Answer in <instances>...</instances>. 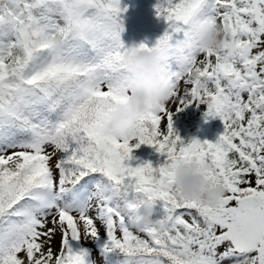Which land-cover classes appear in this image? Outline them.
<instances>
[{
    "label": "snow or ice",
    "instance_id": "snow-or-ice-1",
    "mask_svg": "<svg viewBox=\"0 0 264 264\" xmlns=\"http://www.w3.org/2000/svg\"><path fill=\"white\" fill-rule=\"evenodd\" d=\"M154 8L167 27L139 47L167 56L168 101L132 114L120 0H0V264H95L69 240L100 232L103 264H264V0ZM200 23L231 47L201 49ZM193 103L220 118L215 141L186 142L173 128ZM140 144L164 161L126 163ZM192 162L223 186L215 207L175 191L174 169ZM145 200L158 225L134 218Z\"/></svg>",
    "mask_w": 264,
    "mask_h": 264
},
{
    "label": "clouds",
    "instance_id": "clouds-1",
    "mask_svg": "<svg viewBox=\"0 0 264 264\" xmlns=\"http://www.w3.org/2000/svg\"><path fill=\"white\" fill-rule=\"evenodd\" d=\"M195 41L204 50H225L231 47V40L219 29L211 25L200 23L195 28ZM190 48L186 42L177 43V54L181 57L180 66H183V56ZM167 56L158 51H147L139 44H129L120 56V63L126 73L124 82L128 89L125 101L127 111L132 114L157 112L168 101L169 88L164 76L167 74L161 69V62ZM206 166L192 162L179 165L174 169V187L177 194L184 200L202 203L205 206L215 207L225 195L223 186L219 183H210L206 179ZM139 224L158 225L155 218V208L148 201H142L135 214Z\"/></svg>",
    "mask_w": 264,
    "mask_h": 264
},
{
    "label": "trees",
    "instance_id": "trees-1",
    "mask_svg": "<svg viewBox=\"0 0 264 264\" xmlns=\"http://www.w3.org/2000/svg\"><path fill=\"white\" fill-rule=\"evenodd\" d=\"M156 3L157 0H120V7L124 9L120 13L123 24L120 38L125 46L141 42L151 46L165 30L166 22L155 14ZM143 14L150 16L151 21L146 25H139L137 17ZM205 111L206 105L193 103L174 113L173 128L186 142L193 137L201 141H215L217 136L222 133L223 124L219 117H215L212 123L203 122ZM199 135L202 136L199 137ZM131 156L133 158L126 163L132 166L144 161H150L153 166H156L164 161V154L156 152L153 146L146 144H140L139 147L133 148ZM52 161L55 164V157ZM157 211H159V205H157Z\"/></svg>",
    "mask_w": 264,
    "mask_h": 264
},
{
    "label": "rangeland",
    "instance_id": "rangeland-1",
    "mask_svg": "<svg viewBox=\"0 0 264 264\" xmlns=\"http://www.w3.org/2000/svg\"><path fill=\"white\" fill-rule=\"evenodd\" d=\"M137 21L139 25H146L147 22L151 21L150 16L143 14L137 17ZM139 44V43H137ZM183 87V85L181 86ZM170 109L174 108L173 104L168 105ZM215 117H207L204 118L203 122H210L212 123L215 119ZM213 119V120H212ZM208 120V121H207ZM209 124V123H208ZM202 135H199L201 137ZM48 151H51V148L48 149ZM52 164H54L53 161H51ZM55 171V170H54ZM51 227V225H49ZM60 233L57 232L54 238L52 239L51 246L54 251H57L60 247ZM106 239V234L103 232H100L98 234L97 239L90 240V239H82L80 240H69V244L73 249H76L78 247H84L87 248L90 252V259H93L95 264H103V258L100 256L101 247Z\"/></svg>",
    "mask_w": 264,
    "mask_h": 264
}]
</instances>
